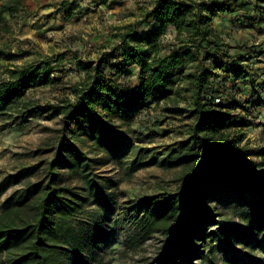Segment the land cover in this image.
I'll list each match as a JSON object with an SVG mask.
<instances>
[{
  "label": "trees",
  "instance_id": "16d2710c",
  "mask_svg": "<svg viewBox=\"0 0 264 264\" xmlns=\"http://www.w3.org/2000/svg\"><path fill=\"white\" fill-rule=\"evenodd\" d=\"M22 1L2 4L0 13L13 12ZM92 1L105 4L107 0ZM236 1L152 0L151 9L144 13L148 27L142 34L127 25L124 32L113 35L118 41L95 64L74 57V67L82 77L71 86L72 99L39 103L25 97L31 87L61 80L54 73L63 71L66 52L7 70L8 77L0 79V118L7 119L6 123H21L35 115L59 116L60 134L38 196L24 213L11 208L0 214V251L5 252L6 264H87L81 251L97 247L100 232L78 220V214L84 212L83 198L75 187L64 183L60 170L71 169L74 161L85 162V154L76 144L79 137L118 157L123 148L121 124L128 125L134 113L150 102H176L180 96L187 104L180 107L176 103L168 110L195 116L188 130L189 145L184 149L190 155L185 156L180 189L141 197L127 205L135 214L137 233L133 240L144 242L155 233L163 235L168 245L164 264H183L187 256L202 259L205 249L211 251L221 246L224 238L240 235L220 212L235 204L243 208L241 219L253 234H264V146L253 150L258 152L259 161L250 157L251 150L244 146L229 150L236 144L229 138L230 127L246 121L227 108L234 106L235 100L228 102L226 97L214 101L222 88L215 81V70L235 76L244 73L250 86L258 75L257 62L241 66L244 56L230 54L211 25L218 13L233 11ZM255 3L253 9L262 8ZM114 4L115 0H110L108 7ZM61 9L70 17L64 3ZM168 27L173 39L164 44ZM129 64L138 68L133 89L118 80ZM263 104L256 98L251 105L259 108ZM68 151H76L72 159Z\"/></svg>",
  "mask_w": 264,
  "mask_h": 264
},
{
  "label": "rangeland",
  "instance_id": "374dc122",
  "mask_svg": "<svg viewBox=\"0 0 264 264\" xmlns=\"http://www.w3.org/2000/svg\"><path fill=\"white\" fill-rule=\"evenodd\" d=\"M8 1L0 0V7ZM255 2H234V10L218 13L211 25L230 54L244 56L241 66L257 62L258 75L252 86L244 73L235 76L215 70V81L222 88L214 101L226 97L228 102L235 100V105L227 108L246 121L245 125L230 127L229 138L236 144L229 150L244 146L251 150L250 157L259 161L258 152L253 150L264 146V106L251 104L256 98L264 102V2ZM63 3L70 17L63 15ZM254 3L262 8L253 9ZM109 4L110 0L105 4L92 0H23L13 12L0 13V79L8 77V69L66 52L63 71L54 73L61 80L31 87L25 97L39 103L72 99L71 86L82 77L74 67V57L95 64L118 41L114 34L124 32L130 24L139 35L148 27L144 13L151 9L152 0H115L114 5ZM172 39L173 31L168 27L162 41L168 44ZM137 72V66L129 64L118 80L133 89ZM176 98V102L160 100L157 105L150 102L134 113L128 125H120L123 148L118 157L79 137L76 144L85 154V162L74 161L71 169L60 170L64 183L75 187L83 198L84 212L78 214V220L100 232L97 247L81 251L87 264H164L168 250L164 236L155 233L144 242L133 240L137 233L135 214L126 207L138 198L180 189L185 156L190 155L184 149L189 145L188 130L195 116L168 110L176 103L180 107L187 104L184 97ZM6 122L0 118V214L11 208L24 213L45 185L47 162L54 156L60 134V117L35 115L21 123ZM75 153L66 154L72 159ZM242 211L236 204L220 210L240 235L224 238L221 246L211 251L205 249L202 259L187 256L183 264H264V234H253L241 219ZM0 264H6L4 251H0Z\"/></svg>",
  "mask_w": 264,
  "mask_h": 264
},
{
  "label": "crops",
  "instance_id": "0c3cea01",
  "mask_svg": "<svg viewBox=\"0 0 264 264\" xmlns=\"http://www.w3.org/2000/svg\"><path fill=\"white\" fill-rule=\"evenodd\" d=\"M252 7H253V6H252ZM247 9H249V7H248ZM246 13H248V12H246Z\"/></svg>",
  "mask_w": 264,
  "mask_h": 264
}]
</instances>
